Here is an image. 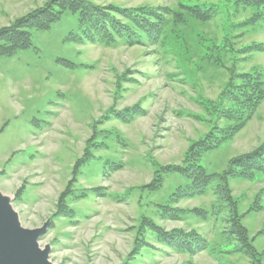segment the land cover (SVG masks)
I'll list each match as a JSON object with an SVG mask.
<instances>
[{
    "label": "rangeland",
    "instance_id": "obj_1",
    "mask_svg": "<svg viewBox=\"0 0 264 264\" xmlns=\"http://www.w3.org/2000/svg\"><path fill=\"white\" fill-rule=\"evenodd\" d=\"M57 1L0 0V30L41 11L50 10L51 20L47 28L32 21L21 29L30 49L10 54L9 39L18 35L0 39V191L21 225L33 230L49 222L39 243L50 247L53 264H255L228 233L235 223L229 211L239 210L247 238L264 255V176L232 180L236 207L209 191L173 204L203 211L207 219L185 214L173 220L160 208L188 183L161 169L183 166L190 146L213 133L232 72L258 71L264 81V51L248 53L264 47V7L236 0H82L136 33L134 23L112 9L136 18L138 10L160 12L161 34H142L143 43L132 45L123 37L87 41L81 19L90 22L93 14L76 11L80 0ZM196 5L219 13L202 21L186 10ZM139 107L131 122L114 117ZM230 125L220 122L222 129ZM262 142L264 104L233 141L203 155L199 165L220 176L233 158ZM158 180L159 189L148 188ZM150 225L192 231L207 249L176 251Z\"/></svg>",
    "mask_w": 264,
    "mask_h": 264
},
{
    "label": "trees",
    "instance_id": "obj_2",
    "mask_svg": "<svg viewBox=\"0 0 264 264\" xmlns=\"http://www.w3.org/2000/svg\"><path fill=\"white\" fill-rule=\"evenodd\" d=\"M60 1L58 0L57 3ZM85 2L82 0L78 1L75 8L76 11L81 9L87 16L93 14L90 22H83L84 19H81L83 26L86 27V31L83 34L87 41L98 42L100 39L102 43H112L115 42L117 37H123L132 45L142 44L144 40L141 36L142 34H151L152 37H155L161 34L163 25L166 23L160 12L138 10L135 13H139L140 17L136 18L132 11L112 9V12L114 11V13L122 16L124 19L132 21L135 25L133 28L140 30L139 33H136L131 27L123 24L120 20L113 17V15H108V12L102 11L97 7L90 9L88 6H82L86 4ZM236 3L264 7V0H236ZM186 10L205 22L212 20L219 13L216 9L204 10L202 5L190 6ZM47 12L50 13V10L41 11L35 17H28L27 19L16 22L11 28L0 30V39L6 37V35H18L16 38L9 39L13 43L10 54L15 53L19 49L27 50L31 48L30 36L21 29H24L32 21H40L39 25L47 28L51 23V20H48L49 15ZM262 51H264V47L260 45H254L248 49V53ZM0 55L3 56V53H0ZM60 62L64 66L73 68L72 63L67 61ZM262 104H264V81L261 72L253 71L247 74L232 72L229 85L225 89L222 100L218 105V111L215 110L217 122L214 125L213 133L208 134L206 138L190 146L185 155L183 166L168 167L166 169L163 167L161 169L163 172L166 171L167 173L181 175L188 183L183 188H179L178 192L173 196V201L169 207L160 208L161 211L174 212L173 215H169L168 213L170 219L177 220L185 214L194 215L203 220L207 219V214L203 211L194 210L185 212L183 210H176L173 204H178V202L188 199L204 197L209 191H214V195L220 197L226 204L236 207L239 200L233 196L231 188L232 180L255 182L259 175L264 176V142L251 152L233 158L227 170L220 176L209 174L204 167L199 165V160L203 155L215 151L225 142L233 141L247 127L248 123L253 120ZM140 114L141 108L139 107L137 110L128 109L124 112H115L114 117L122 122H131ZM222 121L230 123L231 125L228 128L222 129L220 126V122ZM161 170L159 173H163ZM215 180H218L220 183L217 189L213 188ZM157 182L158 187H154V184H151L148 188L151 190L159 189L161 180ZM257 208L258 205L253 206L250 210L257 211ZM229 213L234 214L235 223L234 227L228 233L233 235L241 245V253L252 259L255 257L254 263L261 264V259H264V255L256 252L253 248L252 241L247 238L239 210L229 211ZM149 229L156 233L161 243L176 251H183L195 255L207 249V243L192 231L190 233H186L185 231L168 233L154 225H150ZM135 250L136 252L139 251L140 247Z\"/></svg>",
    "mask_w": 264,
    "mask_h": 264
},
{
    "label": "water",
    "instance_id": "obj_3",
    "mask_svg": "<svg viewBox=\"0 0 264 264\" xmlns=\"http://www.w3.org/2000/svg\"><path fill=\"white\" fill-rule=\"evenodd\" d=\"M49 225L25 229L11 200L0 191V264H53L50 247L41 248L39 243Z\"/></svg>",
    "mask_w": 264,
    "mask_h": 264
}]
</instances>
